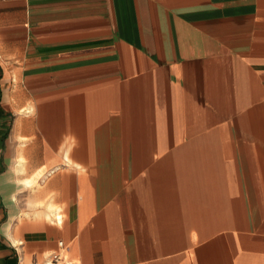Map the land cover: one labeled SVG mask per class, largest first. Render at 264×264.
<instances>
[{
  "label": "crops",
  "instance_id": "1",
  "mask_svg": "<svg viewBox=\"0 0 264 264\" xmlns=\"http://www.w3.org/2000/svg\"><path fill=\"white\" fill-rule=\"evenodd\" d=\"M53 252L264 264V0H0V264Z\"/></svg>",
  "mask_w": 264,
  "mask_h": 264
},
{
  "label": "built area",
  "instance_id": "2",
  "mask_svg": "<svg viewBox=\"0 0 264 264\" xmlns=\"http://www.w3.org/2000/svg\"><path fill=\"white\" fill-rule=\"evenodd\" d=\"M59 245L62 249L66 248L63 241H60ZM45 264H69V263L65 260L63 254H61L60 252H53L49 255V259L45 262Z\"/></svg>",
  "mask_w": 264,
  "mask_h": 264
},
{
  "label": "bare ground",
  "instance_id": "3",
  "mask_svg": "<svg viewBox=\"0 0 264 264\" xmlns=\"http://www.w3.org/2000/svg\"><path fill=\"white\" fill-rule=\"evenodd\" d=\"M19 163V162H18ZM36 174V173H35ZM43 177V176H42ZM27 180V179H26Z\"/></svg>",
  "mask_w": 264,
  "mask_h": 264
}]
</instances>
